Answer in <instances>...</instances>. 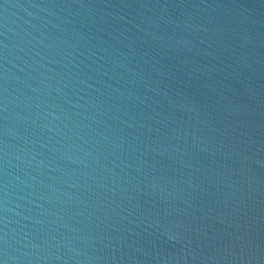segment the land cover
<instances>
[{"label":"water","instance_id":"water-1","mask_svg":"<svg viewBox=\"0 0 264 264\" xmlns=\"http://www.w3.org/2000/svg\"><path fill=\"white\" fill-rule=\"evenodd\" d=\"M0 260L264 264V0H0Z\"/></svg>","mask_w":264,"mask_h":264},{"label":"clouds","instance_id":"clouds-1","mask_svg":"<svg viewBox=\"0 0 264 264\" xmlns=\"http://www.w3.org/2000/svg\"><path fill=\"white\" fill-rule=\"evenodd\" d=\"M0 264H6V260H0Z\"/></svg>","mask_w":264,"mask_h":264}]
</instances>
